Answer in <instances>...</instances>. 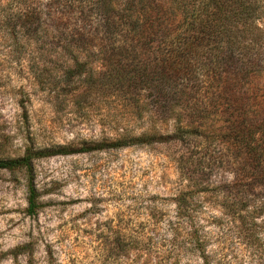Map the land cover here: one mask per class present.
<instances>
[{
	"label": "trees",
	"instance_id": "obj_1",
	"mask_svg": "<svg viewBox=\"0 0 264 264\" xmlns=\"http://www.w3.org/2000/svg\"><path fill=\"white\" fill-rule=\"evenodd\" d=\"M96 51L99 72L93 73L86 67ZM0 57L27 65L42 90L74 86L81 89L78 101L93 97L120 108L107 127L113 138L0 160V170L27 177V216L41 207L35 160L130 146L221 144L238 163L228 187L264 189V0H50L45 6L0 0ZM191 156L183 162L187 184L175 198L179 213L205 189L190 169ZM187 237L184 251H199L209 264L203 243ZM116 245L140 251L143 240ZM27 247L0 252V264L7 257L19 264ZM26 256L33 264L32 254Z\"/></svg>",
	"mask_w": 264,
	"mask_h": 264
},
{
	"label": "rangeland",
	"instance_id": "obj_2",
	"mask_svg": "<svg viewBox=\"0 0 264 264\" xmlns=\"http://www.w3.org/2000/svg\"><path fill=\"white\" fill-rule=\"evenodd\" d=\"M90 57L86 69L98 73L99 51ZM73 88L42 90L27 65L0 57V160L113 138L107 127L119 106L78 101L81 89ZM189 155L205 189L179 213L175 198L187 184ZM229 155L221 144L203 150L162 143L37 159L32 174L41 207L34 216L24 211V172L0 170V252L28 246L19 264L28 253L33 264H204L199 251H184L190 234L209 264H264V189L229 188L238 169ZM136 236L140 251L117 247ZM1 264H13L11 257Z\"/></svg>",
	"mask_w": 264,
	"mask_h": 264
}]
</instances>
